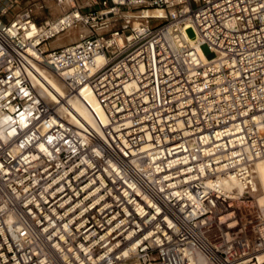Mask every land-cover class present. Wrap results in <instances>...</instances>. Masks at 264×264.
Segmentation results:
<instances>
[{"label":"built area","instance_id":"obj_1","mask_svg":"<svg viewBox=\"0 0 264 264\" xmlns=\"http://www.w3.org/2000/svg\"><path fill=\"white\" fill-rule=\"evenodd\" d=\"M71 1L0 8V264H264L237 207L264 157V0ZM40 64L94 127L42 101Z\"/></svg>","mask_w":264,"mask_h":264},{"label":"bare ground","instance_id":"obj_2","mask_svg":"<svg viewBox=\"0 0 264 264\" xmlns=\"http://www.w3.org/2000/svg\"><path fill=\"white\" fill-rule=\"evenodd\" d=\"M47 2V5L52 8V15L60 14L64 9H67L75 4V2L71 0H68L63 6H58L52 1ZM143 14L157 18L163 17L162 11H145ZM71 30L75 32V40L73 42L77 41L79 35L86 33L85 29L83 28ZM71 30L51 41L50 47L57 48L56 46H53L52 43H54L56 40L70 32ZM97 63L98 65H101L103 63V59L101 56L97 58ZM34 67L37 74L31 76V81L35 91L42 99V101L46 103L50 108H54L62 119L72 123L82 119L88 125L94 127L93 119L90 116L88 110L83 105L82 100L77 95H72L68 92L63 83V80L56 74H54L50 69H48L44 64H40L39 66ZM83 97L98 113V115L103 117L99 105L93 95L87 94ZM252 173L255 183V192L251 195V201L249 203H239V205L237 206L239 208L238 213L240 217L254 215L255 219L258 218L260 220H264V157L259 158L253 162ZM235 225L236 222L234 220L230 222V227H233ZM254 231V229H251V231L249 232L251 233L249 235L251 236L250 239L253 238L252 235L254 234ZM263 260V256H260L259 261L262 263Z\"/></svg>","mask_w":264,"mask_h":264},{"label":"rangeland","instance_id":"obj_3","mask_svg":"<svg viewBox=\"0 0 264 264\" xmlns=\"http://www.w3.org/2000/svg\"><path fill=\"white\" fill-rule=\"evenodd\" d=\"M35 1H37V0H3L0 4V8H2V7L7 8V13L3 16V21L8 22V21L12 20L26 6L34 3ZM43 1H46V0H43ZM47 1H49V2L52 1L54 3V0H51V1L47 0ZM78 1L81 2V0H78ZM51 9L52 8L48 6V9L44 12V14L41 15L40 19L41 20H45V19L51 20V19H54L57 16H59V14L52 15ZM74 33L75 32L73 30H71L70 32H68L67 34L60 37L58 40H56L54 43H52V45L58 47L59 45H63L64 43L73 42L75 40V34ZM186 34L190 39H192L194 37V32L192 29H188L186 31ZM48 48L51 49V47L49 45H48ZM201 51L205 56L209 55V51L207 50V48L205 46L201 47ZM126 264H135V263H126Z\"/></svg>","mask_w":264,"mask_h":264},{"label":"crops","instance_id":"obj_4","mask_svg":"<svg viewBox=\"0 0 264 264\" xmlns=\"http://www.w3.org/2000/svg\"><path fill=\"white\" fill-rule=\"evenodd\" d=\"M68 44H70V43H64L63 45H59L58 47H62V46L68 45ZM48 45L51 46L50 43Z\"/></svg>","mask_w":264,"mask_h":264}]
</instances>
